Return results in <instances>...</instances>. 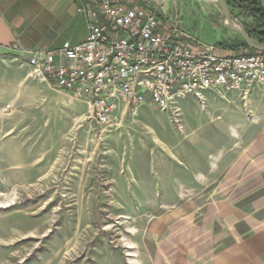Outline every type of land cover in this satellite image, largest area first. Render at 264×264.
<instances>
[{"label": "rangeland", "instance_id": "1", "mask_svg": "<svg viewBox=\"0 0 264 264\" xmlns=\"http://www.w3.org/2000/svg\"><path fill=\"white\" fill-rule=\"evenodd\" d=\"M150 6L204 43L214 24L240 38L217 0ZM3 57L0 264H264V83L100 125L85 99Z\"/></svg>", "mask_w": 264, "mask_h": 264}, {"label": "built area", "instance_id": "2", "mask_svg": "<svg viewBox=\"0 0 264 264\" xmlns=\"http://www.w3.org/2000/svg\"><path fill=\"white\" fill-rule=\"evenodd\" d=\"M152 1L89 0L78 9L88 16L84 40L22 50L31 75L85 99L100 125L147 102L179 117L180 102L191 95L264 83L263 54L219 53L176 20L166 24Z\"/></svg>", "mask_w": 264, "mask_h": 264}, {"label": "crops", "instance_id": "3", "mask_svg": "<svg viewBox=\"0 0 264 264\" xmlns=\"http://www.w3.org/2000/svg\"><path fill=\"white\" fill-rule=\"evenodd\" d=\"M88 1L0 0V54L18 59L26 57V53L22 50L56 49L65 40L72 41L70 38L81 26L84 33L74 43L84 40L88 35V16L78 9L87 4ZM172 18L169 14L168 18L164 20L165 23L173 24ZM178 26L185 31L183 27ZM213 28L216 35L209 37V40L213 39L210 42L215 44L217 52L230 54L240 51L228 46V42L231 41L222 33L221 27H219L218 32V27L215 24ZM194 38L198 39L197 37ZM224 41L225 43H223ZM192 44L194 45V43ZM5 57L2 61L8 62ZM64 91L74 96L72 92ZM122 113L125 112L118 111L116 117Z\"/></svg>", "mask_w": 264, "mask_h": 264}, {"label": "trees", "instance_id": "4", "mask_svg": "<svg viewBox=\"0 0 264 264\" xmlns=\"http://www.w3.org/2000/svg\"><path fill=\"white\" fill-rule=\"evenodd\" d=\"M227 5L230 6L233 11L239 9L249 14L253 20L252 27L245 26L250 35L259 43L264 44V1L263 0H225ZM225 43V41L223 42ZM227 43V42H226ZM228 46L234 49L246 48L250 52H259L264 55V52H260L248 47L247 43L240 36L239 39H234L232 42H228Z\"/></svg>", "mask_w": 264, "mask_h": 264}, {"label": "water", "instance_id": "5", "mask_svg": "<svg viewBox=\"0 0 264 264\" xmlns=\"http://www.w3.org/2000/svg\"><path fill=\"white\" fill-rule=\"evenodd\" d=\"M218 4H219V8L222 14V19L225 20L224 25L238 33L243 40L247 43L248 47L260 52H264V44L263 43H259L258 41H256L248 32V30L246 29V27L237 22L236 19L234 18V16L232 15V11L230 10L229 6L227 5L225 0H217Z\"/></svg>", "mask_w": 264, "mask_h": 264}]
</instances>
